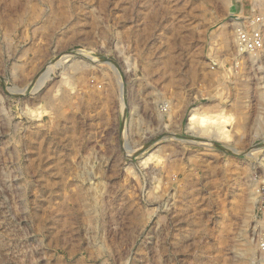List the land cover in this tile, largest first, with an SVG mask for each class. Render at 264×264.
Segmentation results:
<instances>
[{"label":"rangeland","instance_id":"rangeland-1","mask_svg":"<svg viewBox=\"0 0 264 264\" xmlns=\"http://www.w3.org/2000/svg\"><path fill=\"white\" fill-rule=\"evenodd\" d=\"M258 6L0 0V264H264Z\"/></svg>","mask_w":264,"mask_h":264},{"label":"built area","instance_id":"built-area-1","mask_svg":"<svg viewBox=\"0 0 264 264\" xmlns=\"http://www.w3.org/2000/svg\"><path fill=\"white\" fill-rule=\"evenodd\" d=\"M235 45L238 54H245L240 58L244 63L245 56L258 54L264 51V9L252 7L249 12L245 8L235 14L234 17ZM264 203V191L262 194Z\"/></svg>","mask_w":264,"mask_h":264},{"label":"bare ground","instance_id":"bare-ground-1","mask_svg":"<svg viewBox=\"0 0 264 264\" xmlns=\"http://www.w3.org/2000/svg\"><path fill=\"white\" fill-rule=\"evenodd\" d=\"M229 2H230V1H229ZM235 40H236V38H235ZM240 54H241V53H240ZM68 57H70V55H66L65 57H63V58H62L57 64H61L62 62L67 61V58H68ZM68 59H69V58H68ZM48 70H49V69H48ZM47 74H49V71L45 72V73L39 78V82L37 83L38 85H41V84H43V83L45 82V80H46L47 77L49 76V75H47ZM38 85H37V86H38ZM194 116H195V115H193L192 118H193ZM256 192H257V191H256ZM258 197H259V196L252 194V197H251L252 202L257 201Z\"/></svg>","mask_w":264,"mask_h":264}]
</instances>
